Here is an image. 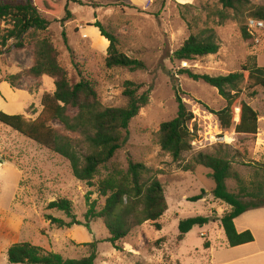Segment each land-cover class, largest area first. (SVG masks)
Returning a JSON list of instances; mask_svg holds the SVG:
<instances>
[{"label":"rangeland","instance_id":"obj_1","mask_svg":"<svg viewBox=\"0 0 264 264\" xmlns=\"http://www.w3.org/2000/svg\"><path fill=\"white\" fill-rule=\"evenodd\" d=\"M35 1L41 15L49 22L47 30L36 33V37L52 44L57 62L72 83L77 82L80 75L96 82L98 98L104 108L126 106L123 97L126 81L144 84V90L150 89L147 105L128 125L127 143L107 167L111 169L116 165L125 170L128 158L143 164L147 168L143 180H157L162 185L167 210L157 220L160 230H156L152 222L134 226L118 242L121 251H115L104 241L108 233L101 220L86 222L84 219L85 198L89 194V202L95 201L97 210L104 204L96 184L106 172L101 169L93 187H89L72 176L63 158L0 124V229L11 228L19 219L23 232L18 240H0V264H8L9 246L21 242L73 260L89 255V248L81 244L97 242L94 264H211L212 246L217 260L236 257L239 252L222 244L225 242L222 229L219 222L214 221L227 212L228 207L212 198L214 183L207 177L209 171L196 166L188 172L184 167L197 153L221 152L231 161V172L238 174L246 184L263 183L264 172L256 165L264 162L258 141H264V90L258 87L253 90V97L249 96L251 91H244L240 96V100L258 114L260 138L257 134L222 132L208 110L223 109L224 100L214 88L202 81H193L185 72L219 76L240 72L243 65L264 67V36L259 44L243 40L241 36L247 13L235 15L223 9L219 0H80L111 5L92 9L69 2L67 9L71 18L62 28L59 20L64 16L67 0ZM50 2L60 9L56 18L51 15L54 7ZM255 7H264V0H250V8ZM95 22L117 38L121 53L141 61L144 70L106 69L104 61L109 42L92 26ZM8 28L7 22H0V36ZM190 35L203 39L212 36L219 46L218 52L190 62L173 59L174 52ZM23 41L22 49L14 47L12 40L1 48L0 112L21 114L34 120L41 111V97L54 92V80L46 76L24 77L14 86L5 81L32 66L33 39L26 36ZM175 90L180 91L182 102L194 116L190 128L195 134L191 151L184 153L178 162L160 149L157 137L160 124L176 115ZM53 126L60 129L57 122ZM226 186L235 192L233 179L227 180ZM194 198L199 199L194 201ZM61 199L71 202L72 215L81 226L58 229L44 220V216H51L70 222L62 212L46 209L50 202ZM196 216L210 221L194 227L178 242V222Z\"/></svg>","mask_w":264,"mask_h":264},{"label":"trees","instance_id":"obj_2","mask_svg":"<svg viewBox=\"0 0 264 264\" xmlns=\"http://www.w3.org/2000/svg\"><path fill=\"white\" fill-rule=\"evenodd\" d=\"M69 2L92 9L111 5L67 0L63 9L64 16L59 20L62 28L71 18L67 9ZM219 2L223 9L231 10L235 15L246 12L247 18L264 21V7L250 8V0ZM50 3L54 7L51 15L56 18L60 9L56 4ZM41 14L35 0L0 1V22H7L9 25L5 34L0 36V56L3 53L1 48L5 47L9 40L14 42V47L22 49L26 36L33 39L32 66L9 76L5 81L14 86L24 77L38 79L46 76L54 80L55 88L52 94H44L41 97V111L34 120L21 114L8 115L0 112V124L63 158L68 162L72 176L89 187H93L92 183L101 169L106 172L96 184L98 195L104 198V204L97 210L96 202H89V194L85 198L87 211L84 219L86 222L101 220L108 233L104 241L115 251H121L118 242L129 234L132 227L152 222L156 230H160L157 220L167 210L162 185L157 180H143L147 173L143 164L128 158L125 170L116 165L111 169L107 167L127 143L128 125L147 105L150 89L144 90V84L126 81L123 84L126 106L104 108L98 98L96 82L80 75L79 80L72 83L57 62V53L52 44L47 39L36 37V33L44 32L49 27V22ZM92 26L109 42L104 61L106 69L121 68L130 72L144 70L145 66L141 61L132 59L118 50V40L112 33H108L98 22ZM241 36L243 40H251L245 26L241 29ZM62 37L65 40L63 30ZM218 50L219 46L212 36L203 39L190 35L174 52L172 58L179 62H190L196 58L215 55ZM185 73H188L193 81H202L214 88L224 100L223 109L208 110L216 118L222 132L257 134L258 114L248 103L240 100V96L244 91H251L249 96L253 97V90L258 87L264 90V67L255 64L243 65L240 72L219 76L194 75L187 71ZM175 102V117L160 124L157 137L160 149L169 154L174 162H178L184 153L191 151L195 134L194 129L190 128L194 116L182 102L179 90H175ZM54 122L60 125L59 130L53 126ZM196 166L209 171L207 177L214 183L212 198L228 207L227 212L214 220L219 222L228 247L252 243L254 240L249 231L236 232L234 219L249 210L264 208V182L246 184L238 174L231 172V161L221 152L197 153L191 163L184 167V171L192 172ZM256 168L264 172V164L256 165ZM229 179L235 181V192L229 191L226 186ZM198 199L194 198V201ZM46 209L62 212L70 219V222L66 223L59 218L44 216L46 222L58 229L81 226L75 222L71 202L67 199L50 202ZM209 221V218L204 216L180 220L177 224V241L181 242L194 227L204 226ZM81 245L89 248V255L73 260L64 259L53 251H46L28 242L15 243L7 249L6 261L8 264H94L97 242Z\"/></svg>","mask_w":264,"mask_h":264},{"label":"crops","instance_id":"obj_3","mask_svg":"<svg viewBox=\"0 0 264 264\" xmlns=\"http://www.w3.org/2000/svg\"><path fill=\"white\" fill-rule=\"evenodd\" d=\"M260 135L261 132L257 131L258 138H260ZM258 141L260 144V152L262 151V154H264V141ZM262 164H264V162ZM10 227L11 228L8 229H0V240H18L23 235L19 219L17 224H13ZM234 227L238 233L249 231L254 241L252 243L230 248L232 251L239 252V254L236 257L222 261L215 258V251H213L212 246L211 264H264V208L249 210L243 213L234 219ZM224 240L225 242L222 244L228 247L225 237Z\"/></svg>","mask_w":264,"mask_h":264},{"label":"built area","instance_id":"obj_4","mask_svg":"<svg viewBox=\"0 0 264 264\" xmlns=\"http://www.w3.org/2000/svg\"><path fill=\"white\" fill-rule=\"evenodd\" d=\"M245 28L250 39L256 44H259L261 38L264 36V21L247 18Z\"/></svg>","mask_w":264,"mask_h":264}]
</instances>
